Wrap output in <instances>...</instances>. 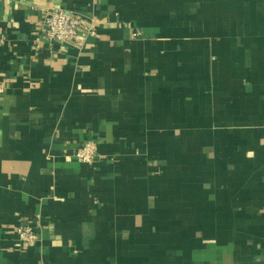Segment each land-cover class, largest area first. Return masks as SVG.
<instances>
[{"label": "crops", "instance_id": "crops-1", "mask_svg": "<svg viewBox=\"0 0 264 264\" xmlns=\"http://www.w3.org/2000/svg\"><path fill=\"white\" fill-rule=\"evenodd\" d=\"M0 264H264V0H0Z\"/></svg>", "mask_w": 264, "mask_h": 264}, {"label": "built area", "instance_id": "built-area-1", "mask_svg": "<svg viewBox=\"0 0 264 264\" xmlns=\"http://www.w3.org/2000/svg\"><path fill=\"white\" fill-rule=\"evenodd\" d=\"M41 32L49 43L66 44L74 42L79 34L93 37L96 35L92 24L84 22L79 14L64 9H51L41 20ZM98 155L97 142L86 139L73 153V156L81 163H91ZM11 235L16 237L23 244H30L36 241L38 235L33 225L19 223Z\"/></svg>", "mask_w": 264, "mask_h": 264}]
</instances>
